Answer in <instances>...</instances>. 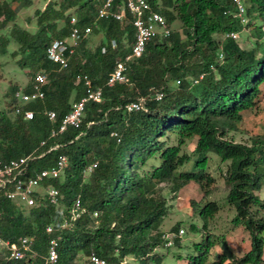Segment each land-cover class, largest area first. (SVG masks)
<instances>
[{
  "label": "trees",
  "instance_id": "1",
  "mask_svg": "<svg viewBox=\"0 0 264 264\" xmlns=\"http://www.w3.org/2000/svg\"><path fill=\"white\" fill-rule=\"evenodd\" d=\"M11 1L0 0V31L9 22L13 24L7 34L0 33V55L6 54L12 39L18 45L11 52L15 61L34 72L23 89L17 85L9 88L7 109L0 112V159L39 155L57 143L58 148L30 161L29 174L54 165L61 154L67 157V165L58 178L48 180L59 191L58 204L40 199L25 208L0 198L2 238L15 241L19 236L35 235L36 255L10 263L43 264L49 239L45 227L64 217L70 224L59 232V264H90L83 259L91 252L108 263L134 264L126 260L131 256L135 264H147L149 258L160 264L161 257L152 253L167 241L160 226L168 205L158 186L170 183L176 192L194 181L209 194L214 178L206 171L207 153L212 152L227 164L226 200L235 211L231 223L248 232L250 248L237 255L223 237L221 252L209 263L264 264V216L257 215L264 209V199L255 194L264 187V139L255 136L244 143L226 138L227 132L238 130L243 113L260 101L264 0H243L246 23L234 16L231 0H151L169 26L176 19L182 23V32L171 28L169 37L149 41L141 57L129 66L127 80L112 86L106 81L133 42L134 29L127 12L122 21L112 17L95 21L102 0H48L44 9L35 11L36 28L29 31L14 22L17 10ZM72 16L79 27L92 25L91 34L102 37L93 49L87 48L91 34L83 39L69 66L60 69L47 58L46 49L53 40L68 35ZM246 27L248 42L255 40L250 48H244L239 40ZM230 32H237L238 37L226 36ZM36 72L47 75L44 98L22 103L14 94L17 90L30 92ZM78 74H87L93 86H102V98L86 103L79 128L68 127L51 137V128H57L71 104L84 95L83 82H76ZM156 92L163 93L160 100L154 98ZM138 97L146 98L145 108L127 112L124 105ZM18 107L32 110L33 117L24 119L15 112ZM46 110L56 113L55 121L48 120ZM169 134L175 135V145H167ZM190 139L195 140L191 154L182 152ZM192 155L191 168L179 170ZM148 160H154L150 171L141 173ZM93 162L96 167L85 178L83 172ZM77 198L79 215L73 219L71 210ZM218 210L215 201L197 209L203 229ZM178 229L175 225L170 230ZM174 245H180L178 237ZM214 245L210 233L193 242L187 264H206ZM4 263L2 249L0 264Z\"/></svg>",
  "mask_w": 264,
  "mask_h": 264
},
{
  "label": "built area",
  "instance_id": "2",
  "mask_svg": "<svg viewBox=\"0 0 264 264\" xmlns=\"http://www.w3.org/2000/svg\"><path fill=\"white\" fill-rule=\"evenodd\" d=\"M115 0H102L100 7L95 15V21L112 17L118 21L130 16L134 33L133 42L129 51L123 58L118 59L115 66L110 73L106 85L112 86L117 82H125L127 80L126 72L132 63L137 62L146 49L149 41L155 38L164 39L170 36L171 27L167 23L166 18L160 12L154 10L151 0H120L113 6ZM234 7V16L240 18L243 23L247 22L245 16V5L243 0H231ZM115 7V8H114ZM92 32V25L79 27L77 25V18L70 17V29L68 35L53 40L46 49V55L49 60L56 63L60 69H66L72 56L75 54L77 47L83 39H86ZM226 36L237 38V32H230ZM111 46H117L114 40L111 41ZM105 51V48H102ZM220 60L222 55L220 54ZM202 77V75H201ZM83 82L84 95L71 104L69 112L63 117L57 128L52 127L50 136L55 137L63 133L68 127L79 128L84 116L85 105L88 101L99 102L102 98V86H93L87 74H78L76 82ZM179 80L176 84H179ZM196 82V81H195ZM47 83V75L43 72H36L32 80V90L30 92H23L17 90L14 94L16 98L22 103L36 101L44 98L42 87ZM163 96L162 92H156L154 98L160 100ZM145 97H138L136 100L130 101L124 105L127 112L137 111L145 108ZM16 113L23 114L24 119H31L33 117L32 110H22L16 108ZM48 120L55 121L56 113L52 110L44 111ZM112 136L117 137L116 132L111 133ZM45 141L40 142V146H44ZM59 144H54L45 152L39 155L30 154L27 156L13 158L9 160L0 159V198L4 197L11 200L20 207H33L38 200H47L50 204H58L59 191L57 188L48 183L49 179L58 178L64 171L67 165V157L61 154L57 157L55 164L37 171L34 175L29 174V163L36 157H41L45 153L58 148ZM96 167V162L91 163L85 168L83 176L86 178L92 170ZM80 199L75 200V208L71 210L72 218L79 215ZM94 215H97L95 212ZM2 211L0 208V217ZM70 223L64 217L61 221L54 225L48 224L45 227V233L49 236L45 255L43 257V264H59L57 247L61 239L60 230ZM179 233H184L182 229ZM172 236V235H171ZM170 239L172 237H169ZM35 243V235L19 236L15 241L4 239L0 235V251H5V263L11 264V261L25 260L28 257L36 255V250L33 248ZM168 245L171 244L169 241ZM84 260L90 264H116L108 263L104 258L91 252L84 256Z\"/></svg>",
  "mask_w": 264,
  "mask_h": 264
},
{
  "label": "rangeland",
  "instance_id": "3",
  "mask_svg": "<svg viewBox=\"0 0 264 264\" xmlns=\"http://www.w3.org/2000/svg\"><path fill=\"white\" fill-rule=\"evenodd\" d=\"M48 0H12L11 7L17 10L15 23L20 28L34 31L36 28V15L37 9H44ZM249 20V19H248ZM12 22H9L7 26L0 31L2 34H7L11 27ZM171 28L182 32V23L176 19L170 24ZM243 35H239V40L244 48H250L254 39L248 42L250 31L249 28L243 30ZM218 37V35H216ZM102 35L100 33H92L87 39V48L93 49L100 41ZM18 45L11 39L7 46V52L4 55H0V112L7 109V101L9 100L8 91L13 85H17L19 89H23L31 81L33 70L28 67H21L11 55V52L17 50ZM169 77V75H168ZM260 101L256 107L246 110L243 113V118L238 124L237 131L227 132L226 138L235 142L249 143L250 139L255 136H259L264 139V84L260 86ZM194 139H190L182 147V152L191 154L194 148ZM167 145H175L176 137L173 134H169L166 139ZM209 162L207 167V173L214 178V182L208 187L209 194L205 193L200 186L191 181L185 186L181 187L178 191L173 192L170 187V183H161L158 187L161 189V194L166 198L168 211L164 220L160 226V230L164 232L166 239L170 237L172 232L170 229L178 225V228H182L184 233L178 236L180 245L176 246L173 243L170 245H162L156 247L153 250L152 255H158L161 257L162 262L160 264H187L186 256L192 252L193 242H198L202 237H205L207 233H210L215 239V245L211 248L208 255V262L213 261L215 257L221 252L219 242L224 239L230 246V248L237 255H241L248 251L250 248V239L248 232L242 226H233L231 223L232 218L235 215L233 207H231L227 200L226 195L228 192V186L225 182V172L227 168L226 162H221L219 157L212 153H207ZM192 159L179 170H189L191 168ZM154 160H148L145 165L141 166V173L150 171V165ZM159 161H156V164ZM261 199H264V187L261 190L255 192ZM215 201L219 210L209 220L208 228L203 229V220L197 213V209L201 208L206 202ZM254 211V209H253ZM259 217L264 216V209L257 212ZM178 235V234H177ZM179 255L183 257L178 258ZM264 259V255H263ZM84 260V259H83ZM130 263H137L131 256L126 259ZM147 264H157L154 260L149 258Z\"/></svg>",
  "mask_w": 264,
  "mask_h": 264
},
{
  "label": "clouds",
  "instance_id": "4",
  "mask_svg": "<svg viewBox=\"0 0 264 264\" xmlns=\"http://www.w3.org/2000/svg\"><path fill=\"white\" fill-rule=\"evenodd\" d=\"M200 77H201V75H200ZM195 81L197 82V80H194V82H195ZM180 229H182V228H180ZM180 229H178V232H171L170 234H171L172 236L170 235V237L174 238V237L181 236V234L179 233V230H180ZM183 232H184V230H183ZM177 234H178V235H177ZM182 234H183V233H182ZM162 237L166 239V237L164 236V233H163ZM167 238H168V239H166V240H167V241H166L167 243H168L169 241H170V242L172 241V238H171V239H170L169 237H167ZM171 243H172V242H171ZM173 243H174V240H173ZM164 245H166V243H165ZM169 245H170V244H169Z\"/></svg>",
  "mask_w": 264,
  "mask_h": 264
}]
</instances>
